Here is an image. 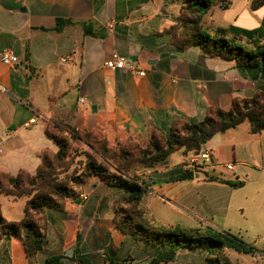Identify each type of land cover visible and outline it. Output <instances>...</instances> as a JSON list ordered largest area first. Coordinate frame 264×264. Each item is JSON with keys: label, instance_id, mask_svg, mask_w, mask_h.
<instances>
[{"label": "crops", "instance_id": "crops-1", "mask_svg": "<svg viewBox=\"0 0 264 264\" xmlns=\"http://www.w3.org/2000/svg\"><path fill=\"white\" fill-rule=\"evenodd\" d=\"M256 1L226 0L231 26L259 29L264 3L253 8ZM178 15L172 0H0V56L6 50L18 60L12 66L0 61V172L34 175L43 152L54 151L44 132L50 121L89 133L114 150L134 144L145 149L178 121L201 122L210 110L229 111L236 99L264 98L258 70H240L235 61L204 54L198 46L172 44L166 31ZM257 39L264 45V34ZM240 43L253 46L244 38ZM113 54L130 60L133 70H107ZM35 115L42 124L26 127ZM202 151L209 162L200 170L188 164L189 154L177 151L181 157L171 162V154L165 167L138 172L148 184L139 210L144 201H158L181 218L171 226L229 232L252 246L264 264V131L252 133L246 121L216 133ZM186 171L192 179L173 180ZM74 191L63 210H44L45 238L33 258L19 239L0 234V264H150L158 255V247L116 229L122 187L90 175ZM26 202L0 196L1 216L5 207L11 217L4 220L19 222ZM201 252L178 248L164 264H183L181 258Z\"/></svg>", "mask_w": 264, "mask_h": 264}, {"label": "trees", "instance_id": "trees-1", "mask_svg": "<svg viewBox=\"0 0 264 264\" xmlns=\"http://www.w3.org/2000/svg\"><path fill=\"white\" fill-rule=\"evenodd\" d=\"M182 1L176 24L166 31L172 44L179 49L198 46L204 54L235 61L236 67L240 70L256 69L264 78V45H260L257 39L264 34V20L262 26L256 30L245 31L233 26L218 27L213 29L210 34L207 30H200V27L203 24L201 21L204 13L211 9L213 2L211 0ZM256 2L253 8L261 6L264 0ZM191 16L194 17L191 18ZM242 38L253 46L248 47L241 44ZM251 106H254L255 112ZM246 121L250 124L252 133L264 131V98L236 99L229 111L210 110L208 116L201 122L178 121L174 123L165 137L154 138L145 149L134 144L127 148L114 150L108 147L104 141H97L102 145V152L96 153L97 160L87 165L86 173L71 179L73 184L71 187L52 180L53 162L48 160L47 153L50 151H45L41 157V164L34 175L20 172L16 176H9L0 172V196L29 197L24 207V216L19 222H7L0 213V234L11 235L19 239L26 257L33 258L41 250L45 238L44 210L46 208L63 210L66 200L77 196L74 187L83 184L88 176L96 175L105 182L124 189V196L115 210V227L121 233H130L137 240L160 249L150 264L172 262L178 248L205 251L208 254L206 259L208 264H231L225 250H232L238 254H254L255 250L252 246L229 232L209 229L201 233L198 230L187 231L178 227L173 230L154 231L151 225L145 221L142 212L139 211L140 200L147 192L148 186L143 182L138 183L136 178L130 177L133 169L145 172L165 167L169 156L177 151H182L184 155H188L190 152L198 154L202 150V146L216 133L233 129ZM52 122L54 124L57 121ZM56 124L61 123L57 122ZM71 129L94 139L89 133ZM44 132L53 143L57 144V140L51 134L48 126ZM61 148L62 146L54 155V162L60 163L65 158ZM111 155L112 159L119 161L120 169L113 167L114 169L111 171L107 170V168H112L109 160ZM192 178V173L186 171L173 180ZM207 180L215 181L216 179L207 177ZM220 182L232 188L242 186V183L239 182ZM122 207L123 210H121ZM126 209L134 210L135 214L127 216ZM214 249L217 250L218 257H214ZM49 262H53V260H47L45 263ZM78 262L85 264L82 259H79Z\"/></svg>", "mask_w": 264, "mask_h": 264}, {"label": "rangeland", "instance_id": "rangeland-1", "mask_svg": "<svg viewBox=\"0 0 264 264\" xmlns=\"http://www.w3.org/2000/svg\"><path fill=\"white\" fill-rule=\"evenodd\" d=\"M174 3H176L177 7H181L183 1L182 0H172ZM213 2V6L209 11L204 13L203 19L201 22L203 24L200 27V30H207L210 34H212V30L215 28H228L232 25V17L231 16V10L229 8H226V0H211ZM226 8V9H225ZM194 16H191L193 18ZM258 104V103H257ZM259 105V104H258ZM255 107L257 105H254ZM254 106H251V109L255 112L256 109ZM258 107V106H257ZM35 123L37 122V125L42 124L43 121L40 120L38 115H35ZM39 119V120H38ZM34 123V124H35ZM55 122L53 124L52 121L46 123V126H48L51 130V134L55 137L57 140V144H54V151L48 152V160H51L53 162V175L52 180L61 183L62 185H65L66 187L73 186L71 179L75 177H80L84 173H86L87 165L90 162H93L97 160L96 153L102 152V145L98 143V140L96 137H93L94 139H91L90 137H87L86 135H83L81 133L75 132L73 129L67 127V125L64 124H56ZM53 127H56L57 129H54ZM182 129V128H181ZM180 129V130H181ZM76 130V129H75ZM80 132V131H79ZM181 135V134H180ZM60 146L62 154H64L65 158L62 162L57 163L54 162V155L59 151ZM202 152V150L195 154L194 152H190V158L187 160L188 164L195 170H200L203 168V163L201 162L199 157V154ZM112 155L109 157L111 167L107 168V170L111 171L114 169L113 167H116L118 169L121 168V165L119 161L112 159ZM181 157V154L174 153L170 157V161L173 162L175 159H178ZM112 159V160H111ZM155 171V170H153ZM138 172H141L140 170H132L130 177L136 178L138 183H145L147 186L146 179H143L142 176L138 174ZM118 175V174H116ZM143 185V184H142ZM28 189V188H27ZM161 195H164V191H161L159 193ZM24 199H29V197H22ZM124 208L122 207L121 210ZM140 210L144 213L145 219H152L153 224H151V227L154 231H161V230H173L177 223V219H181L176 213L172 212L168 206H164L158 201L155 200H149L148 202L144 201L141 206ZM139 210V211H140ZM134 210L126 209V214H135L133 213ZM122 212V211H121ZM142 213V214H143ZM10 212L6 210V208H3V217L10 218L9 215ZM218 221L217 219H214ZM170 223L174 226H171ZM169 224V225H168ZM192 224L189 223V228H197L196 227H190ZM195 230V229H194ZM187 231H193V230H187ZM202 255L195 254V256L185 257L181 258L179 261L183 264H207L206 259L208 258V254L206 252H201ZM230 261L232 264H260L258 262L257 258L259 256H256L254 254H236L233 251H230ZM214 257H218V252L216 249H214Z\"/></svg>", "mask_w": 264, "mask_h": 264}, {"label": "built area", "instance_id": "built-area-1", "mask_svg": "<svg viewBox=\"0 0 264 264\" xmlns=\"http://www.w3.org/2000/svg\"><path fill=\"white\" fill-rule=\"evenodd\" d=\"M0 61L2 62V64L6 66H12L18 63L17 58L11 52L6 51V50L2 52L0 56ZM104 67L111 72H114L117 70H128V71L133 70L132 62L130 60L119 57L116 54H113L111 58L108 61H106V63L104 64ZM79 102L83 103V100H80ZM34 122H35L34 120L29 121V123L26 124V127L34 124ZM196 157H199L203 164L209 162V154L205 151L204 152L202 151L199 154V156H196ZM79 199L85 200L86 197L84 195H80Z\"/></svg>", "mask_w": 264, "mask_h": 264}]
</instances>
